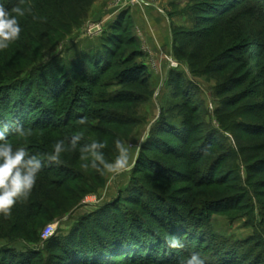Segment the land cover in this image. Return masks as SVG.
Instances as JSON below:
<instances>
[{
    "label": "rangeland",
    "instance_id": "obj_1",
    "mask_svg": "<svg viewBox=\"0 0 264 264\" xmlns=\"http://www.w3.org/2000/svg\"><path fill=\"white\" fill-rule=\"evenodd\" d=\"M233 1L0 0L9 10L31 5L39 17H18L20 38L0 50V117L14 119L23 103L34 109L24 119L33 135L11 138L13 146L51 153L58 140L82 132L81 144L106 140L112 161L116 139L132 146L134 158L142 142L130 171L100 182L81 168L79 147L61 153L58 172L89 177L93 192L70 203L51 189L53 220L37 227L40 241L2 240L0 250L29 249L32 264H69L63 241L117 199L120 191L105 201L107 183L127 182L128 192L133 179L141 198L193 216L207 250L236 244L242 255L233 264H264V17L252 16L248 0L218 16ZM152 8L154 24H140ZM139 65L150 75L147 87L117 85V73ZM80 117L88 123L78 124ZM51 225L55 243L46 245L41 233Z\"/></svg>",
    "mask_w": 264,
    "mask_h": 264
},
{
    "label": "trees",
    "instance_id": "obj_2",
    "mask_svg": "<svg viewBox=\"0 0 264 264\" xmlns=\"http://www.w3.org/2000/svg\"><path fill=\"white\" fill-rule=\"evenodd\" d=\"M243 0H234L229 6L218 13L224 15L226 11L239 6ZM246 1V0H245ZM250 13L252 16L264 17V0H248ZM252 11V12H251ZM117 85L120 87L140 86L147 87L150 75L143 66H133L126 68L116 75ZM57 94H50L49 101L56 103ZM121 101V100H119ZM129 101V100H128ZM122 103V102H119ZM19 105V104H18ZM14 119H7L8 113L2 112L0 126L13 125L15 122L21 123L24 127L26 110L34 112V109L27 107L24 103L19 106ZM23 109V110H22ZM47 127V126H46ZM35 130V125L31 127ZM47 128H42L46 130ZM55 132V130H54ZM56 133V132H55ZM15 137L9 136V139ZM145 146L142 147L144 149ZM31 154L49 153L45 146H28ZM141 149V151H142ZM58 164H44L38 174L37 183L30 198L27 201L19 202L12 210L10 218L0 215V241L6 240L13 243L25 241L28 243L39 242L37 227L42 221L53 220L54 198L50 195V190L61 192L66 196V201H80L87 195V191L93 192V184L82 176H72L59 173ZM105 175V174H104ZM100 173H93L94 181L100 182L104 178ZM133 181V179H132ZM130 182L128 192L120 191L116 200L99 207L95 213L88 218L81 220V224L75 227L74 232L68 239L63 241L61 249L69 254V264L78 259L85 264H116L121 259L124 264H182L192 253H199L205 264L217 262V264L236 263L237 257L241 256L237 252L236 244L227 251L210 249L207 250L206 240L202 238L200 227L195 225L193 216L189 217L185 210L173 208L171 206L160 207L155 202H149L148 198H141L137 188ZM79 182L85 188L80 187ZM105 182L101 184L104 188ZM147 195L156 194L160 198L169 201L171 198L165 191H146ZM125 201V202H124ZM162 214H159V213ZM164 212V213H163ZM64 214L61 215V217ZM155 223L151 228L149 223ZM88 225V226H87ZM170 237L179 238L184 247L172 249L168 246ZM55 238L46 241V245L54 244ZM216 247V245H213ZM0 250V264H32L34 257L27 252L13 255L11 251ZM2 255L4 256L2 258ZM35 255L40 256L39 253ZM250 257V256H249ZM256 260V256H253ZM257 261H262L258 260Z\"/></svg>",
    "mask_w": 264,
    "mask_h": 264
},
{
    "label": "clouds",
    "instance_id": "obj_3",
    "mask_svg": "<svg viewBox=\"0 0 264 264\" xmlns=\"http://www.w3.org/2000/svg\"><path fill=\"white\" fill-rule=\"evenodd\" d=\"M26 14L32 15L33 20L39 19L32 13L31 5L27 8L14 6L9 10L0 4V50L7 49L10 44L20 38L22 28L18 17H24ZM77 123L86 125L88 119L80 117ZM10 134L27 141L33 135V129L26 128L19 122L11 126H0V215L6 219L11 217L17 203L30 198L45 161L49 164H59L61 153L75 151L79 147L82 169L85 171L92 169L101 175L110 174L115 177L131 170L135 164V158H138L140 143H142L137 144L134 158L132 146L116 139L114 146L117 155L114 160L109 161L103 153V149L108 146L107 141L94 139L89 143L81 144L82 132L58 140L53 145V151L44 154H31L27 146L14 147L9 139ZM167 243L172 249L184 247L182 241L176 237H170ZM182 264H205V262L199 253H192L182 261Z\"/></svg>",
    "mask_w": 264,
    "mask_h": 264
},
{
    "label": "crops",
    "instance_id": "obj_4",
    "mask_svg": "<svg viewBox=\"0 0 264 264\" xmlns=\"http://www.w3.org/2000/svg\"><path fill=\"white\" fill-rule=\"evenodd\" d=\"M141 2H152V0H140ZM153 3V2H152ZM155 3V2H154ZM157 3H155L153 6H156ZM155 8V7H154ZM155 9H148V10H145L141 13V17H139V22L140 24H145V22H147L149 25H153L154 22H155V12H154ZM159 30V28H157ZM123 179V178H122ZM125 180V179H124ZM110 181V179L108 180V182ZM128 183L127 182H124L122 181L121 182H118V183H115V181L113 180L112 183L109 182L106 184V187L104 189V191L102 192V196L103 194L105 195V201L106 202H110L111 200H113L118 191H121V190H124L126 187H127Z\"/></svg>",
    "mask_w": 264,
    "mask_h": 264
},
{
    "label": "built area",
    "instance_id": "obj_5",
    "mask_svg": "<svg viewBox=\"0 0 264 264\" xmlns=\"http://www.w3.org/2000/svg\"><path fill=\"white\" fill-rule=\"evenodd\" d=\"M55 228L54 226H47L41 233V239L46 241L50 239L54 234Z\"/></svg>",
    "mask_w": 264,
    "mask_h": 264
}]
</instances>
